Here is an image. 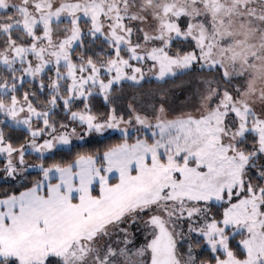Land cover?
I'll use <instances>...</instances> for the list:
<instances>
[{
	"label": "snow or ice",
	"instance_id": "snow-or-ice-1",
	"mask_svg": "<svg viewBox=\"0 0 264 264\" xmlns=\"http://www.w3.org/2000/svg\"><path fill=\"white\" fill-rule=\"evenodd\" d=\"M0 264H264V0H0Z\"/></svg>",
	"mask_w": 264,
	"mask_h": 264
}]
</instances>
